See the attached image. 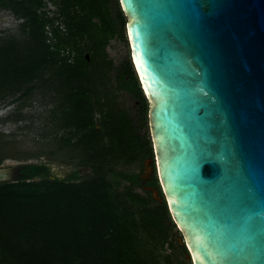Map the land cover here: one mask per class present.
<instances>
[{"label":"trees","instance_id":"1","mask_svg":"<svg viewBox=\"0 0 264 264\" xmlns=\"http://www.w3.org/2000/svg\"><path fill=\"white\" fill-rule=\"evenodd\" d=\"M0 9L20 21L0 36V106L18 104L8 119L20 122L48 97L49 155L75 166L58 178L48 162L24 163L16 182L0 184V264H181L168 251L178 228L157 172L148 184L159 199L139 192V174L126 170L155 153L133 60L116 69L108 52L116 39L129 44L120 0H0ZM118 92L140 103L136 117ZM2 137L0 166L31 157L13 155Z\"/></svg>","mask_w":264,"mask_h":264},{"label":"water","instance_id":"2","mask_svg":"<svg viewBox=\"0 0 264 264\" xmlns=\"http://www.w3.org/2000/svg\"><path fill=\"white\" fill-rule=\"evenodd\" d=\"M120 2L189 258L264 264V0ZM21 165L0 166V184Z\"/></svg>","mask_w":264,"mask_h":264},{"label":"rangeland","instance_id":"3","mask_svg":"<svg viewBox=\"0 0 264 264\" xmlns=\"http://www.w3.org/2000/svg\"><path fill=\"white\" fill-rule=\"evenodd\" d=\"M48 7L50 10L55 9L50 3ZM19 23L20 21L11 12L0 9V36L4 37L17 33ZM108 52L110 58H112L115 63L116 69L119 68L125 60L131 57L129 44L120 39L112 41L108 48ZM118 94L120 96V104L127 108L133 117H136L138 114L136 100L129 94H123V92H118ZM52 106L48 97L40 95L31 102L30 106L23 109L22 113L26 118L20 122L8 119V117L16 113L18 104L6 102L0 106V134L4 135V137L0 136V138L2 137L3 141H8L10 143L9 150L13 155H18L19 157L26 153L27 155H31L29 159H7L3 163V166L42 161L48 162L51 165L52 176L58 178H65L74 170L75 166L73 164L71 165V163L54 160L49 155V152L56 148L52 141V123L49 117ZM147 133L151 134L150 126L149 130L147 128L143 130V134ZM60 159L66 160L67 157L65 155H60ZM126 170L140 173L145 178L154 176L155 172H157L156 163L153 160H149L144 165L143 169L137 165H131L126 167ZM138 191L141 192V190ZM154 197L157 199L160 198L159 195H155V193ZM174 237L178 245H176L175 248H168V251L178 257L181 264H193L192 260L189 258V254L184 250L186 246L179 229L175 231Z\"/></svg>","mask_w":264,"mask_h":264},{"label":"flooded vegetation","instance_id":"4","mask_svg":"<svg viewBox=\"0 0 264 264\" xmlns=\"http://www.w3.org/2000/svg\"><path fill=\"white\" fill-rule=\"evenodd\" d=\"M123 94H125V93L123 92ZM136 104H137V108H138V106L140 105V103L138 101H136ZM139 167L141 169L144 168V166L142 167L140 165H139ZM137 174H139V183L137 184V189L138 190H141V193H144V194L153 192V190H152L153 187L148 184L151 181L152 176H150L149 178H145L142 174H140V173H137ZM51 176H52V171H51Z\"/></svg>","mask_w":264,"mask_h":264}]
</instances>
